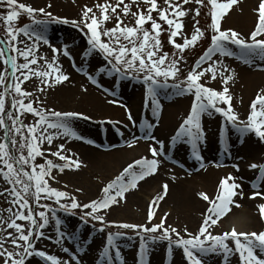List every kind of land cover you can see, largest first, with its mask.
<instances>
[{
	"label": "snow or ice",
	"instance_id": "1",
	"mask_svg": "<svg viewBox=\"0 0 264 264\" xmlns=\"http://www.w3.org/2000/svg\"><path fill=\"white\" fill-rule=\"evenodd\" d=\"M147 5L146 10L140 9L139 4ZM195 3L201 7L211 6L209 25L212 36L209 47L196 60L192 69L187 73L185 80L178 84H168L169 78L175 79L180 72L179 63L183 60V53L188 48L196 47L197 43L204 38L205 32L198 26L196 20L193 32L190 37L183 32L184 24L180 18L185 17L192 9H185L184 5ZM167 7H160L157 0H132V3H125V0H116L115 5L105 0V3H97L95 7L99 9L100 15L97 16L93 8L85 6L82 10V16L79 21H69L68 19L53 16L45 8H33L24 3H18V0H0V6L6 5L9 9L6 15H0V20L4 21L5 36L0 38V62L4 65L3 73H0V86L4 91L0 92V128L3 129V137L0 138V179L7 185L0 196L5 197L8 203L16 208L13 212L12 207L6 211L10 213L7 219L0 216V259L3 264H26L30 258L39 257L44 264H82L77 255H71L68 260H62L54 254H48L46 251L36 248V242L43 238L53 240L54 244L64 253H69L70 249L65 246V240L75 243L78 250L82 251L79 244V236L75 233H68L63 229V222L57 216V208L48 204H41L42 199H53L68 214H76L74 210L81 209L80 220L84 224L98 222L99 232L103 233L109 227L105 219L106 210L113 205H118L125 199V194L138 187L139 182L146 177L154 175L157 171L159 161L155 158L163 155V142L156 141L152 135L154 125L148 120H144L141 125L142 137L134 139L153 140L159 144L157 147L150 146V152L153 159L146 157L135 160L128 164L111 182L102 189V197L92 200L89 203L80 204L75 196H69L67 192L59 191L49 186L46 177L55 179L52 174L54 168L59 172L65 169H79L82 163L78 157L73 159L67 155L64 144H60L55 152L49 154L64 161L63 165L54 164L51 159H46L45 164H36L37 157L44 156L42 144L52 145L53 141L59 137H67L76 140H84V137L77 134L72 127L75 119H90L82 113L58 112L50 109L41 110L34 107V101L25 99L33 96V93L22 88V84L35 77L40 79L44 87L40 91H45L54 85H59L69 80V76L63 74L55 61H48L46 57L37 56L41 43L48 45L53 53L61 54V49L51 45L46 36L49 23H72L74 26L87 29L89 48L84 52V57H90L94 53H100L106 64L97 70V74H87L88 80L98 87L99 74L116 76L121 79H141L147 85L146 106L151 101L153 116H159L160 90L169 87L177 90V94L191 93L194 95L191 111L187 118L180 125L176 134L172 137V143L187 142L192 147V155L200 166L203 167V158L199 154L198 145L205 138V133L201 123V117L207 114L209 117L214 113H219L230 122L232 128L241 136L248 133H254L261 141H264V89H262L250 105V113L246 121H241L234 112L231 105V96L227 87L229 81L234 78V71L230 70L222 61L214 57L217 54L221 57H236L245 64H253L256 60L264 61V0H260L257 13V23L250 36L243 38L235 30H222L221 20L229 12L237 0H164ZM132 4H135L138 11H132ZM121 5L123 6L121 8ZM51 7V4L47 6ZM120 8L123 15L117 12ZM23 11L29 17H32V24L25 25L22 28H16L13 25L20 12ZM195 16L200 15V7L195 8ZM158 14V19L154 18L152 13ZM40 14L47 19H36V14ZM131 15L135 18L134 26L124 23L123 17ZM115 16V26L110 29H101V25L108 22ZM195 16L193 17L195 19ZM158 21H163L168 25V41L177 50L170 54L163 51L161 34L165 29ZM151 24V29L145 28V24ZM23 34L32 41L31 44L25 43L24 47L18 46L20 41L18 37ZM180 36L183 43H177L176 37ZM102 37H107L104 41ZM230 45H235L239 52L232 50ZM14 53V54H13ZM62 55L69 56L67 46H64ZM22 58L23 62L18 63ZM41 60L46 64L47 70L43 68H34ZM207 64V67L203 65ZM75 66V65H74ZM83 72L82 68L76 69ZM231 73L225 75V73ZM8 78L12 80L9 84ZM19 73V75H17ZM207 73L211 74V79L216 80L217 76L222 79L223 91H217L205 84L200 83L202 77ZM22 77V79H21ZM163 77V81L158 78ZM14 92L11 100V109L6 111L5 97ZM86 91V89H85ZM110 95H115L109 89H104ZM115 103V101H109ZM218 103L227 105V108L218 107ZM14 110V111H13ZM24 113H31L37 117L31 125H25L20 116ZM128 119L135 121L129 111ZM8 121L11 123L9 124ZM49 129L56 130L50 133ZM123 135V133H120ZM19 137V139H17ZM93 144L92 140L85 141ZM129 147L132 143L129 142ZM70 151V150H68ZM239 171V165H234ZM250 169H259V174L255 181L251 182L254 189H259L260 183L264 182V164L252 163ZM139 169V170H137ZM241 185L235 182V178L229 175L221 180L218 194L215 198H210L206 193H200V197L208 202L209 207L203 214L202 223L197 233L187 232V237L180 235L175 227H165V218L161 219L159 224L152 227L145 225H136L123 223L114 225L117 228L138 230L140 236L139 264H147L146 254L149 243L158 241L167 242V251L169 254L174 248L182 249L183 257L187 264H205V258L210 255L223 256V264H230V257L238 254L239 264H264V231L246 232L237 231L235 227L231 231H225L220 234H213V230L218 226V221L225 216L231 209L230 205L235 204L234 197L242 196L236 189ZM79 191V190H78ZM168 192V185H163V194L158 195L149 205L148 220L151 222L155 212L154 207L162 201ZM264 196V193L256 191L250 198L255 196ZM32 198L37 207L46 209V211L34 212L32 204L29 201ZM62 200H69L70 203H62ZM86 210V211H85ZM261 218L264 219V204L259 205ZM103 213V214H102ZM50 214V215H49ZM39 217V220L37 219ZM17 221L28 222L27 227ZM54 222V223H53ZM52 226L55 236H46L45 230ZM95 227V224H93ZM12 229L14 231H8ZM157 233H159L157 235ZM175 236V238H173ZM123 237V233L108 232L106 236V246L103 247L97 264H113L114 260H119L123 264L121 252L117 241ZM132 239V237H128ZM231 241V246L229 244ZM10 243L12 250L5 245ZM110 249H116L114 256Z\"/></svg>",
	"mask_w": 264,
	"mask_h": 264
},
{
	"label": "rangeland",
	"instance_id": "2",
	"mask_svg": "<svg viewBox=\"0 0 264 264\" xmlns=\"http://www.w3.org/2000/svg\"><path fill=\"white\" fill-rule=\"evenodd\" d=\"M52 1V3H51ZM56 1L59 4V8L57 10L54 9V3ZM110 3L115 5L116 0H109ZM182 2V0H181ZM18 3H24L26 5H30L33 8H45L46 11H49L53 14V16L61 18V19H68L69 21H79L82 16V10L85 6L91 7L96 12L97 16L100 15L99 9L95 7L97 3H105V0H18ZM125 3H132V0H125ZM157 3L160 7H167L164 3V0H157ZM207 3V0H205ZM51 4V7L48 8L47 6ZM123 6L121 5V8ZM200 7V15L195 16V8ZM140 9L146 10L147 5L143 4L142 2L139 4ZM185 9H192L193 11L189 12L183 18H180L183 21L184 28L183 32L187 34L189 37L193 32V28L195 25L196 20L199 21V24L196 25L200 27L204 32L205 36L202 38L194 48H188L183 53V60L179 63L180 72L175 79L169 78L168 84H178L181 81L185 80L187 73L192 69L193 65L195 64L196 60L204 53V51L209 47L211 43V36L212 31L209 27L211 24L210 22V10L211 6L208 5L207 7H201L196 5L194 2L188 5H184ZM9 9L6 5L0 6V15H6ZM132 11H138V8L135 4H132ZM117 12H120L121 9L118 8ZM154 18L158 19V14L156 12L152 13ZM195 16V19L193 18ZM210 17V18H209ZM36 19H47L46 17L36 14ZM124 23L129 26H134L135 18L131 15L127 17H123ZM162 24V28L165 31L161 34V41L163 45V51L168 52L170 54V58L172 54L176 53L177 56L179 53L177 50L169 43L168 36L169 33L167 31L168 25L163 21H158ZM116 19L115 16L112 17L111 20L101 25V29H110L115 26ZM32 24V19L23 11L20 12L18 18L13 21V25L16 28H22L25 25ZM147 29H151L150 22L145 24L144 26ZM222 28V27H221ZM255 29V28H254ZM253 29V30H254ZM224 30V29H222ZM236 31V30H235ZM237 32V31H236ZM87 29H83V31L74 26L72 23L64 24V23H49L48 30L46 36L48 38L58 37V40H61L63 43L65 42L66 45H69L70 48L77 46V49H83L82 54H79V57L75 60L66 57L61 54L53 53L51 48H42L40 47L37 56L46 57L48 61H55L56 65L60 68V71L65 74V72L75 73L78 75L79 84L77 85V90H72V97L73 99H62L59 97L60 89L59 85H54L50 88H47L45 91H40V88L44 87L41 84L40 79L38 78H31L29 81H26L22 84V88L28 92L33 93V96L25 99V103L29 102V99L34 101L33 106L37 107L41 110L50 109L58 112H75V113H82L84 116L90 117V119H83L78 118L72 122V127L77 132L78 135L84 137V140H76L67 137H59L55 139L51 146H49L46 142L42 144V150L44 151V156L37 157L35 160L36 164H45L46 159H51L54 164L63 165L64 161L59 160L57 157L50 155V152H55L60 144H64L65 150L67 155L73 157V159L77 158L78 156L72 155L68 149L71 148L73 145H79L81 147H91L94 150L102 153H114L115 151H123V150H131L137 147L139 144H145L148 148L151 147H159L157 146L156 142L153 140L148 139H134V137H142L138 136L139 123L135 122V125L132 123L131 125L136 126L137 129L130 126L124 128L126 126V122H122V117H119V121H116L114 118H110V116H99L96 114H91L85 112L82 109L81 104L76 101L75 97L77 96L76 91L79 93H86L85 89H96L97 92H101V87L92 84L88 78L87 74H93L95 68L98 69L106 64V61L103 59V56L100 53H94L90 57H86L88 62H91V68H83V72H79L76 69L78 68V59L84 57V52L89 48L88 45V35H86ZM5 36V29H4V21L0 20V38H4ZM242 37V36H241ZM104 41H107V37H102ZM20 43L18 44L19 47L23 48L25 43L31 44L32 41L29 40L27 36L21 34L18 37ZM177 43H183V39L178 36L176 37ZM2 46V45H0ZM233 51L237 52L239 49L235 45H230ZM69 48V49H70ZM70 51V50H69ZM79 51V50H78ZM14 54V53H13ZM228 59V57H221L217 54L214 57V60L218 59L222 61L223 59ZM23 59L19 58L18 63H22ZM75 65V66H74ZM80 66V65H79ZM34 68H43L47 70L46 64L43 60H41L37 65L33 66ZM203 67H207V64L203 65ZM4 65L0 62V73H3ZM6 76V82L12 83V80L8 78L7 73H4ZM226 74V73H225ZM19 75V73H17ZM94 75V74H93ZM106 74H100L102 77H98L99 85L103 86L104 84V77ZM143 73L140 74L141 79L134 80L131 78L128 79H121L118 80L116 76H108L110 83L114 86H117L119 92L127 93L128 95L134 96L137 101L136 111L141 112L142 114L149 113L151 107V101H148L146 106V89L147 85L142 82ZM22 79V77H21ZM163 81V77L158 78ZM200 83L205 84V86L210 87L217 91H223L221 88L223 85L222 79L217 76L216 80L211 79V74L207 73L204 77H202ZM230 91V90H229ZM0 92H3V86H0ZM253 94H249L248 98H246L244 102V114L241 116L239 109L240 105L242 104L243 97H239L238 94H234L235 90H231L229 95L231 96V105L234 112L239 116L241 121H246L247 117L250 113V105L252 101L256 98V95L259 93L258 90H254ZM12 99L14 92L9 93ZM102 99H104L101 96ZM6 99V111L12 110L11 102L9 101L8 95L5 97ZM108 100V99H107ZM103 101V100H102ZM109 101V100H108ZM194 101V95L191 93H184L183 95L177 94V90L174 88H167L160 90L159 93V102H160V110L164 109H171L174 111V116H177L178 119L177 127L187 118L191 111L192 103ZM182 103L181 105H179ZM106 105V104H105ZM184 105L185 107H182ZM10 106V107H9ZM125 109L131 110L133 107L127 106L123 104ZM218 107L227 108L226 104L218 103ZM171 107V108H169ZM10 108V109H9ZM159 110V111H160ZM14 111V110H13ZM121 116V115H120ZM37 117H34L31 113H24L20 116V120L23 121L25 125H31L35 122ZM10 124L11 122L8 121ZM154 127L152 128V135L155 136L156 141L159 140L157 136L158 131L161 128V121H158V118H152L151 122ZM202 127L205 133V138L201 141L198 145L199 154L203 157V167L200 166L201 163H194L189 160L190 152L185 146V142H177L176 144H171L169 150H164L163 155L155 157L159 162L161 161L163 165L158 164L157 171L154 175L146 177L143 181L139 182L138 187L136 189L130 190L125 194V199L122 200L118 205L111 206L110 209L106 210L105 219L109 224V227L105 229L103 233L99 232V228L103 227L98 222H91L88 224H84L80 220L81 209H76L74 212L76 214H68L65 213L63 210H59V206L55 204L54 198L53 199H42L41 204H48L54 208H57V216L63 222V229L66 230L68 233H75L79 236V244L81 245L82 251L78 250L75 246V243L69 242L65 240V246L70 249L69 253L62 252L56 245L54 244L53 240L43 238L40 241L36 242V248L39 250L46 251L47 253L57 254L60 258L69 259L71 255H77L78 258H83L88 264H91L93 261L99 259L100 253L103 250V247L106 246V236L108 232L115 233L117 231L123 233V237L117 241L119 246V251L121 252L123 264H139V250H140V236L137 234L138 230L132 229H122L117 228L114 225L129 223V224H136V225H145L147 227H152L155 224H159L162 218L166 217L165 220V227H175L181 236L187 237V233L184 231L187 228V232L189 233H197L203 219V214L206 212V209L209 207L207 201L200 197V193H206L210 198H215L218 194L219 187L216 186L213 194L206 191V189L202 188V177L205 175L209 168L211 162H217V157L219 158L222 154V161H229L232 162L233 160L243 161L248 163L249 165L252 163L256 164H263L262 160H264V141H261L254 133H248L241 137L231 126L230 122L226 121V118L223 117L219 113H214L213 116L209 117L207 114H204L201 117ZM232 128L233 134L230 132V137L228 133V128ZM176 128V127H175ZM174 128V129H175ZM180 128V126H179ZM177 128V130L179 129ZM50 133H55L56 130L49 129ZM139 132L144 135V133L139 130ZM123 133V135H120ZM170 131L168 133L171 134ZM110 136V137H109ZM3 137V129L0 128V138ZM167 137V135H166ZM19 139V137H17ZM212 139V141H210ZM92 140L93 144H88L85 141ZM129 142L132 143V146L129 147ZM255 144H254V143ZM256 145L261 149L259 156L255 157L253 153V147L251 145ZM98 148V149H95ZM226 151V155L224 153ZM169 155V157L173 158L174 162H177V165H172L167 163L163 160V158ZM103 158V157H102ZM79 161L82 163V166L79 169H65L64 172H59L58 168H54L52 170V176L55 179H51L46 177L48 180L49 186L55 188L59 191H64L69 194V196H75L77 201L80 204L89 203L92 200H97L102 197V189L111 182L119 173L126 167L123 163L120 167H113V166H104L106 165L105 162L99 157L98 161L99 164L96 165H88L86 164L81 158ZM153 159V158H152ZM229 159V160H228ZM104 160V159H103ZM165 165L169 166V169L163 167ZM123 166H125L123 168ZM161 167V168H159ZM123 168V169H122ZM203 168V169H202ZM139 170V169H137ZM166 170V173H162V171ZM175 175L177 178L179 177L180 181H189L195 184L194 189L191 188L188 196L191 199H195L196 201L201 202L203 205L198 210H195L196 214H192L191 220L181 219L176 212H174V204L169 200L170 199V189L173 183L177 182L175 180ZM160 180L157 181V178ZM151 178H155L153 184L150 187L145 188L144 184ZM220 178V176H219ZM168 185V192L165 198L162 201L158 202V206L154 207L155 215L151 222L148 220V212H149V205L151 202L158 196L163 194V185ZM194 186V185H193ZM7 185L4 183L2 179H0V191H2ZM200 187V189L198 188ZM194 189V190H192ZM79 190V191H78ZM262 191V190H260ZM172 200V197H171ZM29 201L32 204V208L34 212L39 211H46V209L39 208L37 205L32 202V198L29 197ZM62 203H70L69 200H62ZM170 206L174 207L171 208ZM12 207L13 212L16 211V208L13 207L11 204L8 203V200L0 196V216L4 219H7L10 215L8 208ZM187 212L189 213L190 208L187 207ZM86 211V210H85ZM191 211V210H190ZM103 214V213H102ZM185 215L186 212L184 213ZM50 215V214H49ZM229 215L227 213L218 221V226L214 228L213 234H220L225 231H231V229L227 230L224 229L222 223L224 218ZM188 217V216H187ZM39 220V217L37 216ZM260 227L253 228L251 231H264V219L260 217ZM18 223L24 224L27 227L28 222L26 221H17ZM54 223V222H53ZM95 224V227H93ZM262 226V228H261ZM8 231H14L12 229H8ZM247 232V230H244ZM46 236L54 237L55 233L52 226H49L46 230ZM159 233H157L158 235ZM0 235H4L0 233ZM128 237H132V239H128ZM175 238V236H173ZM231 246V241H229ZM9 250H12V245L10 243L5 245ZM94 248L93 253H90V250ZM116 249H110L111 254L114 256ZM97 256V258H96ZM147 264H174L175 260L179 261V264H187V261L183 257L182 249L174 248L171 254L167 251V242L166 241H158L156 243H149L148 245V252L146 254ZM39 259V257L30 258L29 261H26V264H34V261ZM64 260V259H63ZM97 262V261H96ZM0 264H3L2 259H0ZM74 264V262H73ZM113 264H120L119 260H114ZM205 264H223V256L220 255H210L205 258ZM230 264H239L238 261V254L230 257Z\"/></svg>",
	"mask_w": 264,
	"mask_h": 264
},
{
	"label": "bare ground",
	"instance_id": "3",
	"mask_svg": "<svg viewBox=\"0 0 264 264\" xmlns=\"http://www.w3.org/2000/svg\"><path fill=\"white\" fill-rule=\"evenodd\" d=\"M223 2V0H222ZM52 3V1H51ZM54 3V9L57 10L59 8V4L56 1H53ZM260 0H237V3L232 6V8L229 10V12L222 18L221 20V27L224 30L232 29L236 30L237 33L240 34L243 38H247L250 36V33L253 31V29L256 26L258 13L257 9L259 6ZM49 39L51 42V45L55 48L64 47V43L62 41H59L57 38ZM264 38V37H261ZM56 40V41H55ZM43 45V43H41ZM47 46L48 45H43ZM68 48V47H67ZM77 46L68 48V51L70 52V56L74 58H78L79 54H81V50L77 49ZM79 50V51H78ZM239 52V51H237ZM80 65L89 68L91 66V62H88L86 57L79 58ZM223 64L226 65L230 70H233L235 75L233 80L229 81L227 87L229 90H235L234 94H238L239 97H243L242 104L240 105L239 112L241 116L244 114V102L246 98H248L249 94H253L254 90H258L259 92L264 89V61L256 60L253 64H245L241 60L237 59L236 57H228V59L222 60ZM98 67L94 69L92 73H97ZM66 75L69 76V80L65 81L60 84L61 87H59V97L62 99H73L72 97V90H77V85L79 84L78 75L75 73H69L65 72ZM231 74L226 73L225 75ZM100 76V75H99ZM102 77V76H101ZM109 78L104 77V84L101 87V92H97V90L90 89L86 90V93H79L76 91L75 94L77 96L75 97L76 101H78L82 109L85 112L96 114L99 116H110V118L116 119V121H119V117H122V122H126L127 125H124V128L129 127L128 129L133 128L136 129V126L131 125L133 122L128 119V113L130 111L133 120L136 123H139V128L141 125V121L148 120L151 121L152 118H157L156 116H153L152 109H150V113L142 114L139 111H136L137 106V99L134 98L131 94L128 95L127 93H117L115 92V89L113 88V84L110 83L108 80ZM222 86L221 88H223ZM104 89H109L111 92H114L115 95H110L109 93L105 92ZM229 91V92H230ZM101 96L104 98L102 99ZM115 101V103H109V101ZM103 100V101H102ZM106 104V105H105ZM123 104H126L127 106L133 107L131 110L125 109ZM180 103L179 105H181ZM182 107H185L182 105ZM171 108V107H169ZM174 111L171 109H162L159 111L158 119L160 118L161 121V128L157 133V136L159 137V140L163 142V151L167 150L170 146L171 139L169 138L170 135L168 133L174 132L177 128V116H174ZM121 115V116H120ZM131 126H130V125ZM131 127V128H130ZM176 127V128H175ZM175 128V129H174ZM141 129V128H140ZM230 132H232V128H228V135L230 136ZM167 135V137H166ZM173 135V134H172ZM110 137V136H109ZM232 137V136H230ZM212 141V139L210 140ZM254 143V142H253ZM157 144V143H156ZM255 144V143H254ZM251 145L253 147V153L255 157L259 156L261 149L256 145ZM159 147V144H157ZM98 149V148H95ZM69 152L72 155H76L79 158H81L86 164L88 165H96L100 162L98 161L99 157L102 159L103 162L106 163L104 166H113V167H120L123 163H127V161H130L129 163L125 164L127 166L130 163H133L135 160L141 159V158H148L152 159V155L150 152V148H148L145 144H139L137 147L131 149V150H123V151H115L114 153H107L102 154L96 150H94L91 147H81L79 145H73L71 148H69ZM99 150V149H98ZM103 157V158H102ZM218 158V157H217ZM104 159V160H103ZM191 161V160H190ZM216 164H211L205 173V175L202 177V188L206 189V191L213 194L216 186L220 185V182L222 179L228 177L231 175L235 178V182L241 185L240 189H236L238 193L242 192L241 195H237L234 197L235 203H238L240 206L236 207L235 204L230 205V211L228 212L229 215L224 218L223 220V227L224 229H231V227H235L237 231H244L247 230V232H250L251 229L259 228L260 227V211H259V205L264 204V196L257 195L255 198H250L253 196V193L256 191L262 190V193H264V182L260 183L259 189H254L252 187L253 181L256 180L257 174H259L258 169H250V165L248 163H245L243 161L233 160L231 163L221 162ZM162 163L161 161L159 162ZM159 164V165H160ZM228 164V165H227ZM264 164V162H263ZM163 165V164H161ZM160 165V166H161ZM234 165H239V171H237L236 167ZM123 166V168L125 167ZM165 169L169 166L165 165ZM122 168V169H123ZM161 168V167H159ZM167 170V169H166ZM166 170L162 171V173H166ZM220 176V178H219ZM157 181L160 180V178L156 177ZM175 180L177 182L173 183L171 185L170 189V201L174 204L175 208L170 206L171 208H174V212H176V215H178L181 219L191 220L192 214H196L195 210H198L202 207V203L199 201H196L194 198H189L188 194L191 190V188H195V184L187 181H180L179 177L177 178V175H175ZM156 179L151 178L147 182H145L144 187L148 188L151 184L154 183ZM194 185V186H193ZM200 189V187H198ZM192 189V190H194ZM172 197V200H171ZM187 207L190 208L189 213ZM186 212L187 215L184 213ZM188 216V217H187ZM193 222V221H192ZM262 228V226H261ZM94 251V248L90 250V253L92 254ZM62 260L64 258H61ZM65 260V259H64ZM87 261V260H86ZM85 260L83 261L84 264H88ZM180 262L175 260L174 264H179ZM31 264V263H30ZM34 264H39L38 261H34ZM92 264V263H91Z\"/></svg>",
	"mask_w": 264,
	"mask_h": 264
}]
</instances>
